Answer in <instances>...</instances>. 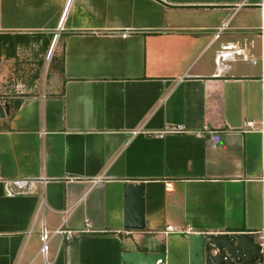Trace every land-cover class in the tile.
I'll return each mask as SVG.
<instances>
[{
	"label": "crops",
	"instance_id": "obj_1",
	"mask_svg": "<svg viewBox=\"0 0 264 264\" xmlns=\"http://www.w3.org/2000/svg\"><path fill=\"white\" fill-rule=\"evenodd\" d=\"M262 12L264 0H0V36H43L53 56L42 93L4 98L0 181L45 184L9 198L0 183V264H121L124 252L189 264L190 233L253 235L264 264ZM227 46L246 59L219 73ZM123 183H144L141 232L123 229ZM86 221L39 253L42 228Z\"/></svg>",
	"mask_w": 264,
	"mask_h": 264
},
{
	"label": "water",
	"instance_id": "obj_2",
	"mask_svg": "<svg viewBox=\"0 0 264 264\" xmlns=\"http://www.w3.org/2000/svg\"><path fill=\"white\" fill-rule=\"evenodd\" d=\"M9 113L5 100L0 104V120ZM144 228V183H123V229L141 232ZM187 243L189 264H261L263 261L262 246L246 233H190ZM121 264H165V253L124 252Z\"/></svg>",
	"mask_w": 264,
	"mask_h": 264
},
{
	"label": "rangeland",
	"instance_id": "obj_3",
	"mask_svg": "<svg viewBox=\"0 0 264 264\" xmlns=\"http://www.w3.org/2000/svg\"><path fill=\"white\" fill-rule=\"evenodd\" d=\"M52 57L43 36H0V98H15L10 100L14 103L21 97L42 93Z\"/></svg>",
	"mask_w": 264,
	"mask_h": 264
},
{
	"label": "built area",
	"instance_id": "obj_4",
	"mask_svg": "<svg viewBox=\"0 0 264 264\" xmlns=\"http://www.w3.org/2000/svg\"><path fill=\"white\" fill-rule=\"evenodd\" d=\"M261 24L262 25L260 26V29H259V37L261 38V40L264 41V12H262ZM61 25H62V22L58 24L56 34L54 35V38H53L54 40L53 42H55V40L59 36V32L61 31ZM225 28H226V25L223 24L220 27V29H218L214 37L218 38L220 33L224 31ZM122 36L125 37L126 35H122ZM231 48L233 47L231 46L222 47L220 51L217 53L216 58H215L217 72L223 73L225 69L227 68V66L224 65V63L228 60H232L235 56L246 59L245 56L241 55L240 50H231ZM4 101H5L4 98H0V104H3ZM246 126L250 129H254V123L252 122L247 123ZM180 131H182V127L180 126L168 127L166 129V133H178ZM261 158H262V165H263L262 179L264 180V143L262 147ZM0 183L3 186L5 195L11 198V197H18V196L34 195L37 192L39 187L43 188L45 184V179L44 178H40V179L19 178V179H8V180L6 179V180L0 181ZM89 230H90V225L87 221L85 222V225L82 231H72V230H67L62 227H59L55 229L54 231L49 232V231H46L44 228H42L40 231L41 247H40L39 253L43 257L46 256L48 248H49V242L53 238H59V240L62 243H67V242L73 241L74 239L79 237V235H81L82 233L89 232ZM168 233H180L181 234V233H188V231H184V230L173 228L171 226H167L165 229V234H168ZM262 238H263V235H262ZM260 245L263 246V244H260Z\"/></svg>",
	"mask_w": 264,
	"mask_h": 264
},
{
	"label": "trees",
	"instance_id": "obj_5",
	"mask_svg": "<svg viewBox=\"0 0 264 264\" xmlns=\"http://www.w3.org/2000/svg\"><path fill=\"white\" fill-rule=\"evenodd\" d=\"M14 105H15V108H16L18 106V103H15Z\"/></svg>",
	"mask_w": 264,
	"mask_h": 264
}]
</instances>
